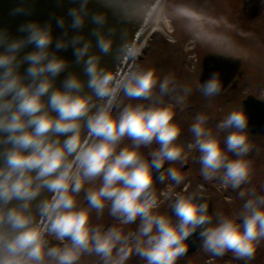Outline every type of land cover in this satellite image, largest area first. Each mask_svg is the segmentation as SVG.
<instances>
[{"label": "clouds", "instance_id": "1", "mask_svg": "<svg viewBox=\"0 0 264 264\" xmlns=\"http://www.w3.org/2000/svg\"><path fill=\"white\" fill-rule=\"evenodd\" d=\"M89 3L76 0L68 9L69 27L80 30L90 20L96 25L95 47L107 54L112 29L107 34L101 30L107 15L91 12ZM22 12L26 10L17 8L13 14ZM66 23L64 16L55 18L58 28ZM19 31L25 35L14 37L0 28V264H78L85 254H95L103 264H127L133 254L146 264H176L197 231L202 247L213 255L231 251L239 258L253 257L264 238V195L255 189L239 192L242 199L247 197L240 222L220 215L213 223L208 203L191 194L176 197L172 216L160 213L154 184L165 180L161 169L166 162L185 159L176 143L181 128L175 112L152 104H128L113 112L121 93L150 100L157 85L161 95L174 91L171 76L159 80L152 69L110 71L101 66L100 56L90 55L92 42L84 35L78 31L69 39H56L51 22L29 21ZM54 41L56 51L73 48L87 82L70 74L62 88L55 86L68 61L51 50ZM29 46L33 50L26 52ZM121 51L134 56L138 50L125 43ZM85 88L103 103H91ZM199 88L205 97L220 95L219 73ZM190 91L185 88L186 94ZM208 122L207 115H197L190 128L194 144L188 147L199 151L205 179L223 170V183L239 189L251 175L250 162L243 158L251 151L248 114L242 107L231 111L216 123L215 133ZM220 133H226L223 143ZM126 137L132 144L121 147ZM153 144L158 147L147 159L140 148ZM166 173L177 184L184 180L176 167L169 166ZM96 180L99 187L85 189ZM82 190L87 207L78 203ZM43 192L51 195L41 199ZM106 207L121 225L138 221L136 231L93 227L91 211L102 214Z\"/></svg>", "mask_w": 264, "mask_h": 264}, {"label": "rangeland", "instance_id": "2", "mask_svg": "<svg viewBox=\"0 0 264 264\" xmlns=\"http://www.w3.org/2000/svg\"><path fill=\"white\" fill-rule=\"evenodd\" d=\"M180 0H169L168 7L165 11L167 20H171L170 25L175 30L173 37L180 45L186 43L185 46L191 50L189 56V63L186 66L182 65V55L177 49L178 44L166 41L160 34H155L151 41L147 43L143 49L137 67L134 70H148L155 71L159 80L171 76L174 81L175 90L170 91L166 95H161L159 86L154 89V95L150 100L144 99H130L121 93L117 104L113 108V112L118 113L128 104H150L157 107H171L175 112L174 121L180 126L181 134L177 138L176 143L184 149L185 159L183 161H176L172 164L168 163V167H176L184 176V180L177 184L175 181L167 178L165 172V180L161 182L157 197L160 200V213L168 214V208L172 205L177 196H188L196 194H207L215 201L214 194L211 189V178L205 179L201 174V165L199 163V151L193 147L189 149V144H194V136L190 131L191 125L195 122V118L199 114H205L209 117L208 127L213 132L216 131V123L222 120L231 111L239 110L243 100L247 96L255 98H264V20L263 27L260 31L251 33H242L236 31H226L222 29H213L210 32L202 33L203 40L208 44L209 48L226 49L231 48L237 58L242 62L243 73L238 82L237 89L230 91L224 96L205 97L199 88L200 62L195 64V56L200 58V52L192 51L194 47V40L188 41L187 38L191 36L192 32H188L179 26V15L183 9L186 13H193L192 0H187L190 3L185 8L178 6ZM264 19V18H263ZM169 22V21H168ZM194 36H197L195 34ZM196 38V37H194ZM197 42V41H196ZM207 48V47H206ZM227 50V49H226ZM196 53V54H195ZM191 62V63H190ZM185 88L191 89L189 93H185ZM181 98L183 102L181 103ZM226 133H220L219 138L223 143ZM251 151L243 157L248 160L251 165V173L261 175L264 181V144L261 140L253 139L249 136ZM132 141L125 138L121 142V147L131 146ZM152 146H141L140 151L145 158L154 149ZM230 158H236L234 154L229 153ZM167 167V168H168ZM223 174L221 170L216 176ZM215 176V177H216ZM249 184V183H247ZM100 181L96 180L85 185V189L97 188ZM169 188V192L166 189ZM166 192V194H165ZM165 194L162 196L161 194ZM85 191L77 197L79 206L87 207L85 198ZM215 203V202H214ZM169 215V214H168ZM175 219V217H173ZM90 223L93 227L99 226L101 229H106L111 226L121 228L125 233L135 232L137 224L121 225L119 220L109 214L106 207L102 214H97L95 210L91 211ZM53 243L56 241L53 239ZM257 249H259L257 256L264 257V238L258 241ZM207 251L203 248L201 253L197 256L187 260L177 259L176 264H200L202 259L206 256ZM255 256V257H257ZM263 262V261H262ZM78 264H103L100 257L95 254H85L81 257ZM127 264H146V261L141 257L133 254ZM252 264H262L255 260Z\"/></svg>", "mask_w": 264, "mask_h": 264}, {"label": "water", "instance_id": "3", "mask_svg": "<svg viewBox=\"0 0 264 264\" xmlns=\"http://www.w3.org/2000/svg\"><path fill=\"white\" fill-rule=\"evenodd\" d=\"M165 0H110L106 5L102 0H90L88 8L91 12H104L107 15V23L101 29L105 34L109 29H112L111 39L113 40L112 49L107 54H102L99 49L95 47V36L92 35L96 25L89 20L88 23L80 30H72L69 25L70 18L67 16L68 9L76 6V0H0V28L6 29L12 36L20 37L25 35L19 31V27L29 21H39L41 24H52L53 35L56 39H69L76 35L79 31L86 39L92 42L90 55H98L101 58V66L110 71L126 74L129 67L142 50V44L145 36L151 30V26L155 21L156 14ZM246 2L242 9L246 15ZM17 8H23L26 12L20 14H13ZM64 16L67 23L65 28H58L55 24V18ZM250 17V16H247ZM147 20V22H146ZM67 31V36L65 32ZM132 46L137 49L134 56H125L121 51L124 44ZM33 50V46H29L25 51ZM51 50L56 55L65 58L68 61V67L55 79V86L62 88L64 80L70 74H77L82 80L87 82V75L84 72L83 63H76V57L73 54V48L68 47L59 51L55 50V41L51 46ZM25 64L21 71L27 68ZM214 73H219L220 79L223 83V91L220 95L225 94L229 90H234L237 87V82L242 74V63L239 58L232 55L222 53H214L205 55L202 59L201 74L199 77V84L204 83ZM85 93L92 95L90 90L85 88ZM93 104L103 103V101L92 95ZM242 109L248 114L249 123L247 131L250 136L258 139H264V98H255L247 96L242 104ZM150 159L151 157H146ZM167 169V162L161 172ZM155 175V173H154ZM158 175V174H157ZM160 181L154 184L155 192L157 191ZM51 194L43 192L41 199L49 197ZM199 200L208 203V212L212 216L211 201L202 196H195ZM188 251L180 257H188L196 254L202 247L201 237L199 231L193 233L189 237Z\"/></svg>", "mask_w": 264, "mask_h": 264}, {"label": "flooded vegetation", "instance_id": "4", "mask_svg": "<svg viewBox=\"0 0 264 264\" xmlns=\"http://www.w3.org/2000/svg\"><path fill=\"white\" fill-rule=\"evenodd\" d=\"M245 2L247 3L246 15L242 11ZM189 3L190 2L187 0H180L178 6L180 8H185ZM191 3L193 5V13L190 14L188 12L189 14H180L179 21L181 22V24H179V26L188 32H192L191 36L188 37L187 40L191 41L193 39L194 47L192 48V51L200 52L199 59L198 57H196L197 55L195 56V64L200 62V74L202 59L205 55L222 53L226 55L236 56L231 52L230 47H227V50L214 47L209 48L207 46L208 44L203 40L202 33L210 32L213 29H222L224 32L236 31L248 34L251 32L260 31L263 27L264 0H192ZM168 4L169 0H166L164 5V14L168 7ZM168 21L170 25L171 20L169 19ZM174 32L175 30L172 28V38L174 39V42L170 43L178 44L177 49L182 55V65L186 66L189 63L191 50L185 46V42L180 45L179 42L176 41V39L173 37ZM195 34H197V36H194ZM230 91L233 90H229L221 96L228 94ZM256 140H261L264 144L263 138H258ZM157 147L158 145H154V149H156ZM166 170L164 172H166ZM222 176L223 174H220L219 177L216 176L211 178V187L213 188L211 189V191L214 194L215 201H213V199L210 198L207 194L199 193L194 196H202L211 201L213 210V223H216L217 218L220 215L236 218L237 222H240L239 217L243 212V205L247 197L242 199L239 196V192L242 190L248 191L250 189H255L257 194L264 195V181L261 179V175H259V173H251L249 184L242 185L239 189H232L230 186L223 183ZM168 214L172 216L171 206L168 208ZM257 248L258 247L256 246V251L253 257L250 259L239 258L231 251L225 252L222 256H216L207 252L206 256L202 259V262L200 264H252L255 260H258L259 263L264 264V257L262 255L257 256L259 251V249ZM202 250L203 247H201V249L194 255L179 258L182 260H187L189 258L197 256L199 253H201Z\"/></svg>", "mask_w": 264, "mask_h": 264}, {"label": "bare ground", "instance_id": "5", "mask_svg": "<svg viewBox=\"0 0 264 264\" xmlns=\"http://www.w3.org/2000/svg\"><path fill=\"white\" fill-rule=\"evenodd\" d=\"M161 24L164 26H161ZM170 28L169 22L167 20V18L164 15V6L162 5L161 8L158 10L156 17H155V21L153 23V25L151 26V31L150 33L148 32V34L145 36L144 40H143V46L146 45V40H148L152 35L150 34H154V33H161L164 36H168V32L167 29ZM132 68H129V70L127 71V73L129 71H131Z\"/></svg>", "mask_w": 264, "mask_h": 264}, {"label": "snow or ice", "instance_id": "6", "mask_svg": "<svg viewBox=\"0 0 264 264\" xmlns=\"http://www.w3.org/2000/svg\"><path fill=\"white\" fill-rule=\"evenodd\" d=\"M183 14H189V13H186L183 9L180 10Z\"/></svg>", "mask_w": 264, "mask_h": 264}, {"label": "built area", "instance_id": "7", "mask_svg": "<svg viewBox=\"0 0 264 264\" xmlns=\"http://www.w3.org/2000/svg\"><path fill=\"white\" fill-rule=\"evenodd\" d=\"M168 190V188L166 189V191ZM165 194H166V192H165ZM165 194L163 193V194H161L162 196H165Z\"/></svg>", "mask_w": 264, "mask_h": 264}]
</instances>
